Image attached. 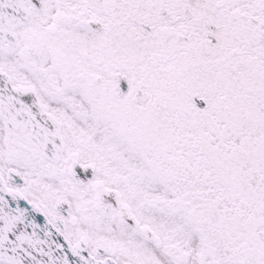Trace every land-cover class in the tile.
<instances>
[{"label": "snow or ice", "instance_id": "snow-or-ice-1", "mask_svg": "<svg viewBox=\"0 0 264 264\" xmlns=\"http://www.w3.org/2000/svg\"><path fill=\"white\" fill-rule=\"evenodd\" d=\"M0 264H264V0H0Z\"/></svg>", "mask_w": 264, "mask_h": 264}]
</instances>
